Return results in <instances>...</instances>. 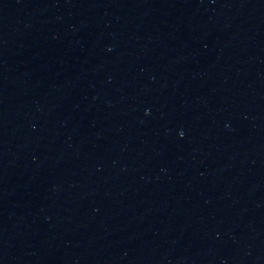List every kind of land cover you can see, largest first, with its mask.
<instances>
[{
  "label": "water",
  "instance_id": "1",
  "mask_svg": "<svg viewBox=\"0 0 264 264\" xmlns=\"http://www.w3.org/2000/svg\"><path fill=\"white\" fill-rule=\"evenodd\" d=\"M0 264H264V0H0Z\"/></svg>",
  "mask_w": 264,
  "mask_h": 264
}]
</instances>
